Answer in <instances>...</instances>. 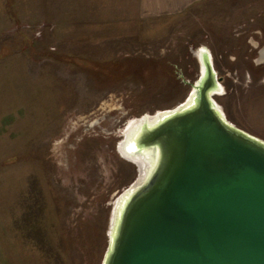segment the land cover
Returning <instances> with one entry per match:
<instances>
[{
  "label": "rangeland",
  "instance_id": "374dc122",
  "mask_svg": "<svg viewBox=\"0 0 264 264\" xmlns=\"http://www.w3.org/2000/svg\"><path fill=\"white\" fill-rule=\"evenodd\" d=\"M263 49L264 0L152 20L103 1L0 0V264L102 263L117 195L142 175L120 132L182 102L204 52L216 108L264 140Z\"/></svg>",
  "mask_w": 264,
  "mask_h": 264
},
{
  "label": "water",
  "instance_id": "95a60500",
  "mask_svg": "<svg viewBox=\"0 0 264 264\" xmlns=\"http://www.w3.org/2000/svg\"><path fill=\"white\" fill-rule=\"evenodd\" d=\"M198 61L182 102L120 132L126 153L152 163L140 185L117 195L101 264H264V140L216 109L222 78L206 52Z\"/></svg>",
  "mask_w": 264,
  "mask_h": 264
},
{
  "label": "crops",
  "instance_id": "0c3cea01",
  "mask_svg": "<svg viewBox=\"0 0 264 264\" xmlns=\"http://www.w3.org/2000/svg\"><path fill=\"white\" fill-rule=\"evenodd\" d=\"M63 1L67 2L68 0ZM101 1L107 3L108 5H113L116 12L119 11L120 13L130 15L132 16V18L135 17L139 18L140 20H152L155 18H162L170 15L183 14L187 11L190 5L197 3L200 0H90V3L93 4ZM106 11L109 13L112 12L111 9H107ZM135 14H137V16H135ZM102 17L104 18H102V20L100 21H108L114 18V15L110 13L105 14ZM59 20V17L55 16L51 18L50 16H48L44 18L41 25L45 24L46 28H48L49 30H53L54 28L59 26ZM63 25L64 24L62 23L61 26ZM91 32H93V30H91ZM98 32L99 30L97 31L96 35H100L98 34ZM263 59L264 57L262 58V60Z\"/></svg>",
  "mask_w": 264,
  "mask_h": 264
},
{
  "label": "bare ground",
  "instance_id": "6f19581e",
  "mask_svg": "<svg viewBox=\"0 0 264 264\" xmlns=\"http://www.w3.org/2000/svg\"><path fill=\"white\" fill-rule=\"evenodd\" d=\"M203 52H204V51H203ZM208 56H209V55H208ZM209 59H210V57H209ZM201 71H202V72L204 71L203 65H202ZM218 89H219V84H218V88L215 89L213 92H216ZM193 93H194V90L192 91V93H191V95L188 97V99L185 101V103L182 104L183 107H184V106H187V105H189V104H191V103H194V100H195V94H193ZM211 98H212V97H211ZM212 101H213V103H214V105H215V102H214L213 99H212ZM215 107H216V105H215ZM216 109H217V108H216ZM167 112H168V111H167ZM165 113H166V112L159 113V114H157V115H156L154 118H152V119H149V118H146V117H145V118L141 119L140 121H138L137 124H136V123H134V124H130V125L126 128V130H125V134L127 135V134H131V133H133V131H135L136 129H138L139 126H140V125L143 123V121H145V120L148 121L147 124H149V125L155 123V122H156L160 117H162ZM147 119H148V120H147ZM120 149H121V151H122L125 155H127L128 157L134 159V160L139 164L140 168L142 169V175L140 176L139 181H138L135 185H133L132 187L128 188V190H126V191L124 192V194H127V193H129L130 191H132L136 186L140 185V184L145 180V178H146V176H147V173H148V170H149V166H150L151 163H152V160H151V158L149 157V154H146L145 156H134V155H131V154H129V153H126L121 147H120ZM128 149H129V150L134 149V146H133V145H130V146L128 147ZM121 198H122V197H121ZM121 198L118 197L117 200H116V205H115V207H114V211H113V214H112L110 235H111L112 226H113V221H114V217H115V210H116V207H118V206L120 205V199H121Z\"/></svg>",
  "mask_w": 264,
  "mask_h": 264
},
{
  "label": "flooded vegetation",
  "instance_id": "af4514ba",
  "mask_svg": "<svg viewBox=\"0 0 264 264\" xmlns=\"http://www.w3.org/2000/svg\"><path fill=\"white\" fill-rule=\"evenodd\" d=\"M260 55H261V58H263L264 57V50H261L260 51ZM203 56V54L200 56V60H201V57ZM210 60L213 62V59H212V56H210ZM199 62V61H198ZM201 68H202V65H201ZM222 78V77H221ZM222 80V79H221ZM189 82V81H188ZM191 82V81H190ZM193 82V81H192ZM222 85H221V83H219V87H221ZM222 90H223V88H222ZM217 93V91L216 92H213V95L214 94H216ZM223 108V107H222ZM226 116H227V114H226ZM228 117V116H227ZM228 120H229V118H228ZM230 121V120H229Z\"/></svg>",
  "mask_w": 264,
  "mask_h": 264
}]
</instances>
